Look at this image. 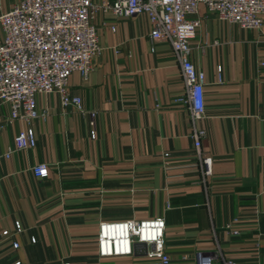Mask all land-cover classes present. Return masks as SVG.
<instances>
[{"label": "crops", "instance_id": "crops-1", "mask_svg": "<svg viewBox=\"0 0 264 264\" xmlns=\"http://www.w3.org/2000/svg\"><path fill=\"white\" fill-rule=\"evenodd\" d=\"M17 1L0 0V15ZM199 15L188 56L204 77L198 121L180 101L179 66L165 42L149 40L145 15L100 10L95 66L84 80L67 79L80 111L60 109L54 94L36 96L45 116L31 124L35 146L4 157L26 124H5L8 108L0 106V233L9 232L0 234V264H145L98 259L97 225L153 217L163 219L170 264L217 254L264 264V19L259 30H243L201 7ZM197 129L211 158L205 187L190 138ZM37 164L46 165L45 179L31 173ZM235 218L238 235L230 236L223 226Z\"/></svg>", "mask_w": 264, "mask_h": 264}, {"label": "built area", "instance_id": "built-area-1", "mask_svg": "<svg viewBox=\"0 0 264 264\" xmlns=\"http://www.w3.org/2000/svg\"><path fill=\"white\" fill-rule=\"evenodd\" d=\"M200 7L217 20L243 30H259L263 24L264 0H109L98 6L89 0H18L12 4L0 15V106L8 108L5 124L19 120L26 128L14 135L13 147L4 157L35 146L31 124L45 116V112L36 108V96L54 94L60 109L71 107L80 111V100L70 95L67 79L77 73L84 80L95 66L100 49L93 18L98 10L118 18L145 15L149 40L165 42L179 66L183 86L180 101L187 106L193 121L200 120L204 111V77L188 59L189 43L201 25ZM260 66L264 67V63ZM92 116L89 113L90 139L94 137ZM203 135L204 132L197 129L190 138L199 182L205 187L211 177V158L200 149ZM30 171L35 178L47 177L45 164L34 165ZM238 221L235 218L226 223L223 231L237 236L234 226ZM20 232L21 226L14 222L12 233ZM163 232L161 217L101 221L95 237L96 256L98 259L131 258L144 260L145 264L151 261L170 264ZM0 234L4 237L9 232ZM30 242L33 243L32 238ZM11 248L16 250L17 243L12 242ZM193 262L236 264L220 254L203 256ZM12 264L22 263L15 260Z\"/></svg>", "mask_w": 264, "mask_h": 264}]
</instances>
